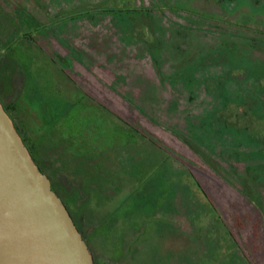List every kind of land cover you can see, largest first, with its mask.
Returning <instances> with one entry per match:
<instances>
[{
	"label": "rangeland",
	"instance_id": "rangeland-1",
	"mask_svg": "<svg viewBox=\"0 0 264 264\" xmlns=\"http://www.w3.org/2000/svg\"><path fill=\"white\" fill-rule=\"evenodd\" d=\"M0 7L16 27L7 30L0 17V100L14 117L24 124L32 115L41 126L48 112L98 119L99 109L110 124L136 129L131 155L157 167L131 176V193L108 215L75 194L65 173L53 176L98 261L133 264L142 244L139 264H264L261 225L250 221L264 215V0H0ZM104 7L144 10L113 15L98 11ZM161 173L201 182L233 232L228 255H204L195 221L181 214L188 204L180 183ZM113 220L122 247L101 255L98 245H112L101 235Z\"/></svg>",
	"mask_w": 264,
	"mask_h": 264
},
{
	"label": "trees",
	"instance_id": "trees-1",
	"mask_svg": "<svg viewBox=\"0 0 264 264\" xmlns=\"http://www.w3.org/2000/svg\"><path fill=\"white\" fill-rule=\"evenodd\" d=\"M141 10H144V8L104 7L98 9L99 12H107L113 15H119L124 11ZM0 13L5 26L9 28L7 30L14 32L16 27L13 25L8 26L12 18H10L11 14L4 13L1 7ZM1 35L4 36L5 34L2 33ZM5 109L9 113L8 109ZM71 110L67 109L61 114L54 115L49 113L48 107H46L48 113L45 122L41 126L35 125L34 117L28 115L31 118L26 120L24 124L20 123L24 130H29L30 137L28 139L15 122L14 117L10 113L9 115L13 118L17 130L40 170L47 173L52 181V188L64 199L67 205L69 206V203L63 197L62 191L54 183L53 178V176L62 173L67 175L70 182H76L77 187L74 190L70 188L76 192L75 194L78 192L83 193L88 198H86L88 204L98 208L96 210H98L99 214L105 213L108 215L120 208L121 201L118 200V197L124 195V198H126L131 193L127 187L131 176L135 177V175L142 173L143 166L147 165L149 172L150 169L153 172L157 167H155L151 159L148 162L147 158L141 153L137 156L131 155L137 142L132 138V135L134 136L137 133L136 129L134 131L130 130L128 133L131 135H129L127 131H123L120 127L114 126L105 120L99 109L98 119L95 114L86 119L85 113L79 110L71 113ZM41 160L49 163L48 168L51 172L48 173L45 170ZM138 165H140V170L138 171L137 169L135 171V167ZM160 177L163 180L170 179L174 183L177 180L176 182L180 183L178 184L179 188L181 187L180 194L184 198L182 202H187L188 204L187 207L183 206L181 213H185L187 218H190L193 222L195 221L193 224H195L194 230L197 231L196 239L198 244L204 247V255L208 254L212 257V260L221 259L228 255L230 252L227 249V244L232 233L221 219V215H216L215 220L213 219L216 209L199 181L193 175L175 178L169 175L163 176L161 173ZM71 187L73 188L74 186ZM62 189L65 191L64 188ZM244 195L249 198L246 194ZM187 197L191 198L187 199ZM250 201L256 208H259L254 201L251 199ZM78 207L81 208L80 206ZM119 223V220H113L112 225L107 227L106 232L101 235L112 242L111 246L108 240L103 245H98L101 255L108 253L112 256L114 253L117 255L120 252L122 247L120 241H122L124 236ZM115 240L118 243L117 249H115ZM140 245L141 248L139 249ZM140 245L133 253V264H139L140 258H144L145 254L147 255V251L143 249L142 244ZM101 261H98V264H102L103 262Z\"/></svg>",
	"mask_w": 264,
	"mask_h": 264
},
{
	"label": "water",
	"instance_id": "water-1",
	"mask_svg": "<svg viewBox=\"0 0 264 264\" xmlns=\"http://www.w3.org/2000/svg\"><path fill=\"white\" fill-rule=\"evenodd\" d=\"M0 264H95L0 100Z\"/></svg>",
	"mask_w": 264,
	"mask_h": 264
},
{
	"label": "crops",
	"instance_id": "crops-1",
	"mask_svg": "<svg viewBox=\"0 0 264 264\" xmlns=\"http://www.w3.org/2000/svg\"><path fill=\"white\" fill-rule=\"evenodd\" d=\"M67 66H68V68L70 69V71H75L76 70V67H74L73 66V63L70 61V60H68V62H67ZM65 68V67H64ZM77 71V70H76ZM81 71V70H80ZM199 181V180H198ZM199 183L201 184V182L199 181ZM201 186H202V188L204 189V186L201 184ZM204 191H205V193H206V195H207V192H206V190L204 189ZM208 196V195H207ZM208 198L210 199V201L214 204V207L216 206V203L212 200V198L211 197H209L208 196ZM252 206H254V204H252ZM255 207V206H254ZM216 209V208H215ZM182 214V213H181ZM183 215V214H182ZM216 215H221L219 212H216V210H215V212H214V215H213V219L215 220V217H216ZM255 218H250V221L251 222H255L257 219L259 220V223H260V225H261V239H262V247H264V215L261 213H256L255 215ZM187 225H189V223L187 224ZM190 225H191V223H190ZM227 227V226H226ZM190 228H192V227H190ZM228 228V227H227ZM229 230V229H228ZM230 232L232 231V230H229ZM232 234H233V232H231ZM102 234H103V232H102ZM191 234H193V232H191Z\"/></svg>",
	"mask_w": 264,
	"mask_h": 264
},
{
	"label": "flooded vegetation",
	"instance_id": "flooded-vegetation-1",
	"mask_svg": "<svg viewBox=\"0 0 264 264\" xmlns=\"http://www.w3.org/2000/svg\"><path fill=\"white\" fill-rule=\"evenodd\" d=\"M68 81V80H67ZM83 93H86L85 91H83ZM1 99V98H0ZM1 102L3 103V101L1 100ZM127 102V101H126ZM128 103V102H127ZM3 106L5 107V108H7L8 109V107L9 106H7L6 104H4L3 103ZM11 107V106H10ZM12 108V107H11ZM8 111H9V113L14 117V115L10 112V110L8 109ZM14 120H15V122L19 125V127L21 128V130H22V126H21V124L20 123H22V121H20L19 119L17 120V118L16 117H14ZM47 174V173H46ZM49 177V176H48ZM50 178V177H49ZM51 180V179H50ZM51 184H52V181H51ZM60 196V195H59ZM61 197V196H60ZM61 199H62V201L64 202V204L66 205V207H67V209H68V211L70 212V214H71V216H72V218H73V220H74V222H75V224H76V226L78 227V229L80 230V232L82 233V235L84 236V238H85V235L83 234V232H82V230H81V228H80V226H79V223H78V221L77 220H75V216H74V214H73V212L71 211V209L69 208V206L67 205V203L64 201V199L61 197ZM77 219V218H76ZM88 243V242H87ZM89 245V244H88ZM89 249L91 250V252H92V254H93V258H94V262H95V264H98V258L96 257V255L94 254V252H93V250L91 249V246L89 245Z\"/></svg>",
	"mask_w": 264,
	"mask_h": 264
}]
</instances>
